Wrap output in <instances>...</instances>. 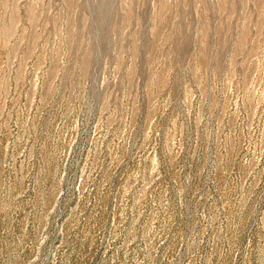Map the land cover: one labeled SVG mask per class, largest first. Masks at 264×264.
<instances>
[{"label": "rangeland", "instance_id": "rangeland-1", "mask_svg": "<svg viewBox=\"0 0 264 264\" xmlns=\"http://www.w3.org/2000/svg\"><path fill=\"white\" fill-rule=\"evenodd\" d=\"M0 264H264V0H0Z\"/></svg>", "mask_w": 264, "mask_h": 264}]
</instances>
